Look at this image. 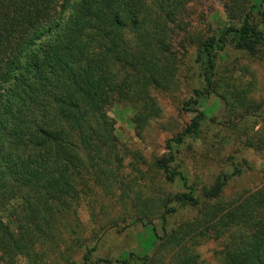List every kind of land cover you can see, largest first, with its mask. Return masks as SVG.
Wrapping results in <instances>:
<instances>
[{
  "label": "trees",
  "instance_id": "16d2710c",
  "mask_svg": "<svg viewBox=\"0 0 264 264\" xmlns=\"http://www.w3.org/2000/svg\"><path fill=\"white\" fill-rule=\"evenodd\" d=\"M193 1L0 0V264H50L56 231L88 264L97 245L83 238L78 209L92 210L104 184L126 181L143 216L135 224L147 226L154 214L163 237L155 234L151 255L122 264H264V185L218 202L232 177L254 169L234 165L198 188L176 166L187 142L200 141L211 125L264 160L263 104L227 127L202 110L211 97L227 109L245 104L249 86L233 72L244 60L264 62V0H224L225 24L190 49L182 15ZM185 71L194 87L182 110L193 117L154 165L163 184L181 192L158 187L155 201L147 192L157 187L138 170L140 159L124 174L128 151L108 108L130 109L141 137L160 116L152 93L177 90ZM249 117L263 120L258 133ZM180 212L192 218L170 229ZM211 235L220 249L207 262L193 250Z\"/></svg>",
  "mask_w": 264,
  "mask_h": 264
},
{
  "label": "rangeland",
  "instance_id": "374dc122",
  "mask_svg": "<svg viewBox=\"0 0 264 264\" xmlns=\"http://www.w3.org/2000/svg\"><path fill=\"white\" fill-rule=\"evenodd\" d=\"M223 2L224 0H196L185 6L182 15L187 24L184 37L190 49L200 37L212 35L225 24ZM239 65H235L233 73L240 75V78L249 86L242 94L245 97V104L242 102L239 107L233 104L230 109H227L211 97L202 105V110L207 111L211 119L218 124L222 123L224 127L236 126L240 117L246 113L250 114L254 105L261 103L264 110V62L244 60ZM226 66L229 70L233 68L230 64ZM183 76L185 77L182 80L183 84L170 94L157 91L152 93L160 109V116L149 122L141 137L134 135L130 123L133 113L130 109L125 105L108 108V117L115 122V136L119 144L128 151L122 162L123 172L128 174L133 169L130 165L135 163L134 160L140 159L138 170L142 173L147 172L148 176L151 174L154 185L157 187L147 192L151 197L159 196L158 187L169 193L181 192L178 186H165L154 165L166 155V143L182 132L193 117L182 110L183 103L187 101L194 87L191 71L183 72ZM246 120L253 125L252 133L260 131L263 125L261 118L249 117ZM237 137L229 130L222 132L220 127L211 125L200 141L187 142L176 165L188 175L190 183L202 188V184L212 183L219 173L225 170L230 171L232 166L249 164L254 172L232 177L218 201L220 203L231 202L246 192L264 185V174L259 172L264 167V160L251 150H242ZM129 184V181L104 184V195L97 197L92 210L86 206L78 209L83 238L87 239L90 248L97 245L88 264H122L131 256L144 258L152 254L156 235L163 237L161 222L154 214L145 218L144 221L149 222L147 226L135 224L137 217L143 216L141 212H138L141 208L133 202L135 192ZM154 199L157 201L159 198L154 197ZM142 212H150V208ZM191 218L187 213L180 212L178 216L171 218L170 229H177L180 226L178 224ZM209 237L210 239L201 247H198L196 251L193 250L196 255H199L198 257L207 262L213 261V254L220 249V242L215 241L217 236ZM54 238L58 249L52 248L48 256L50 264L73 262L83 264L81 254L76 252L78 251L76 244L69 237L61 231H56ZM18 264L29 263L21 258Z\"/></svg>",
  "mask_w": 264,
  "mask_h": 264
}]
</instances>
